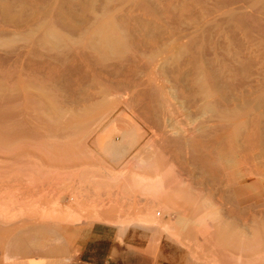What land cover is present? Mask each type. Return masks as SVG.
Wrapping results in <instances>:
<instances>
[{"label": "rangeland", "instance_id": "374dc122", "mask_svg": "<svg viewBox=\"0 0 264 264\" xmlns=\"http://www.w3.org/2000/svg\"><path fill=\"white\" fill-rule=\"evenodd\" d=\"M80 220L131 229L110 264H264V0H0V264Z\"/></svg>", "mask_w": 264, "mask_h": 264}, {"label": "crops", "instance_id": "0c3cea01", "mask_svg": "<svg viewBox=\"0 0 264 264\" xmlns=\"http://www.w3.org/2000/svg\"><path fill=\"white\" fill-rule=\"evenodd\" d=\"M70 234L62 237L60 252L63 254V264H101L109 261L114 249H118V241L131 240V229H124L121 238H118L119 225L114 222L80 220L69 225ZM190 234V233H189ZM15 253L22 255L33 251L46 252L38 241L30 240L27 243L17 242ZM5 264L16 263V257L11 254L4 256ZM43 257H29L25 264H42ZM23 264V262H20ZM179 263V262H177Z\"/></svg>", "mask_w": 264, "mask_h": 264}, {"label": "bare ground", "instance_id": "6f19581e", "mask_svg": "<svg viewBox=\"0 0 264 264\" xmlns=\"http://www.w3.org/2000/svg\"><path fill=\"white\" fill-rule=\"evenodd\" d=\"M109 20V19H108ZM106 21V22H103L101 23L100 25H98L95 30L93 31L94 33V36H98L97 38L102 40L104 42H101L102 45H105L106 43V49L109 47V51H116L117 49L120 50L122 48H124L125 44H124V41H123V34L120 32V30L118 29L117 30V27L115 25V23L113 22V19L112 21ZM49 34V33H47ZM122 34V36H121ZM51 35V34H50ZM47 36V35H46ZM53 36V35H52ZM48 37V36H47ZM128 39V38H127ZM47 40V39H46ZM108 46V47H107ZM103 47V49L105 48ZM102 48V47H101ZM98 49V48H97ZM112 49V50H111ZM114 51V52H115ZM117 52V51H116ZM157 54V53H156ZM116 55V54H115ZM149 55V54H148ZM154 62V61H153ZM152 64V63H151ZM166 66V65H165ZM200 80V79H199ZM102 84V83H101ZM114 91V90H112ZM133 92V91H132ZM110 99V98H109ZM119 101V99H118ZM117 101V102H118ZM76 103V102H75ZM56 104V103H55ZM205 105V104H204ZM204 105H202V107H204ZM207 106V105H206ZM171 108V107H170ZM64 110V109H63ZM202 110V109H201ZM78 111V110H77ZM202 114V113H201ZM97 115V114H95ZM144 123V122H143ZM44 125V124H43ZM69 126V125H68ZM86 127V126H85ZM91 127V126H90ZM175 127V126H174ZM89 128V127H88ZM82 132V131H81ZM68 137V136H67ZM65 138V137H64ZM85 139V138H84ZM124 139V138H123ZM93 141V140H92ZM95 142V140H94ZM93 142V143H94ZM111 145V144H110ZM86 146V145H85ZM87 147V146H86ZM111 147V146H110ZM83 149V148H82ZM113 149H114V153H119V152H122V150H124L123 146H119V145H116L114 144L113 145ZM87 150V149H86ZM92 150V149H91ZM83 152V151H82ZM81 154V153H80ZM148 154V153H147ZM154 154V153H153ZM82 155V154H81ZM90 157V156H89ZM168 157V156H167ZM171 161V160H170ZM120 162V161H119ZM147 162V161H146ZM152 168V167H151ZM102 219V218H101ZM104 220V219H102ZM108 223V221H107Z\"/></svg>", "mask_w": 264, "mask_h": 264}, {"label": "built area", "instance_id": "2783aa9c", "mask_svg": "<svg viewBox=\"0 0 264 264\" xmlns=\"http://www.w3.org/2000/svg\"><path fill=\"white\" fill-rule=\"evenodd\" d=\"M87 264H89V263H87ZM101 264H110V263L108 261H104Z\"/></svg>", "mask_w": 264, "mask_h": 264}]
</instances>
